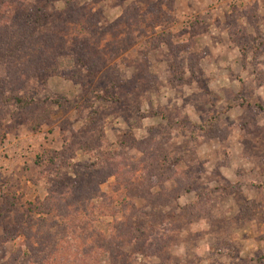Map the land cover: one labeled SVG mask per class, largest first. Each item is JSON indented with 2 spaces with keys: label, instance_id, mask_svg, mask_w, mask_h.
<instances>
[{
  "label": "rangeland",
  "instance_id": "1",
  "mask_svg": "<svg viewBox=\"0 0 264 264\" xmlns=\"http://www.w3.org/2000/svg\"><path fill=\"white\" fill-rule=\"evenodd\" d=\"M0 264H264V0H0Z\"/></svg>",
  "mask_w": 264,
  "mask_h": 264
},
{
  "label": "trees",
  "instance_id": "2",
  "mask_svg": "<svg viewBox=\"0 0 264 264\" xmlns=\"http://www.w3.org/2000/svg\"><path fill=\"white\" fill-rule=\"evenodd\" d=\"M70 8L72 7L70 4H69Z\"/></svg>",
  "mask_w": 264,
  "mask_h": 264
}]
</instances>
